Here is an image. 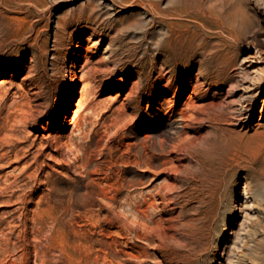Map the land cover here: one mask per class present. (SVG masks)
Here are the masks:
<instances>
[{"label": "rangeland", "instance_id": "374dc122", "mask_svg": "<svg viewBox=\"0 0 264 264\" xmlns=\"http://www.w3.org/2000/svg\"><path fill=\"white\" fill-rule=\"evenodd\" d=\"M0 264H264V0H0Z\"/></svg>", "mask_w": 264, "mask_h": 264}]
</instances>
